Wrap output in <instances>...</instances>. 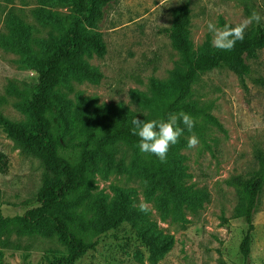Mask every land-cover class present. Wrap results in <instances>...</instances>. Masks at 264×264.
Returning a JSON list of instances; mask_svg holds the SVG:
<instances>
[{
  "label": "rangeland",
  "instance_id": "1",
  "mask_svg": "<svg viewBox=\"0 0 264 264\" xmlns=\"http://www.w3.org/2000/svg\"><path fill=\"white\" fill-rule=\"evenodd\" d=\"M183 5L189 8L188 37L194 52L215 49L207 31L209 21L222 27L223 22H241L253 10L264 16V0H111L102 5V16L94 26L86 27L101 33L106 54L103 58L93 53L83 56L101 77L98 81L72 77L58 84L61 100L43 113L62 146V157L78 162L83 149L95 148V138L128 126L135 117L162 118L160 104L174 96L173 71L180 62L164 31L171 25L173 9ZM40 6V0H0V32L5 31L8 13L15 12L44 36L45 29L30 14ZM42 7L58 14L71 10L61 0H48ZM258 25L264 28V19ZM248 63L252 73L246 79L247 91L225 68L197 77L186 103L215 117L221 128L195 117L193 132L199 144L189 149L192 133L185 131L170 147L166 162L182 192L179 199L145 177L144 157L131 166L133 149L115 148L110 167L103 154L95 157L97 170L85 202L86 221L95 220L97 204L110 206L120 192L133 210L141 211L144 204L148 211L145 222L124 221L91 237L94 249L75 264H264V187L246 262L238 252L245 227L234 214L238 200L234 181L256 171L254 155L264 152V49ZM33 66L17 52L0 47V115L11 121L30 120L22 105L36 83ZM0 151L9 159L8 171L0 175V216L4 219L0 223V264H50L66 254L65 248L55 238L19 235L9 222L39 206L35 196L43 167L1 129Z\"/></svg>",
  "mask_w": 264,
  "mask_h": 264
},
{
  "label": "trees",
  "instance_id": "2",
  "mask_svg": "<svg viewBox=\"0 0 264 264\" xmlns=\"http://www.w3.org/2000/svg\"><path fill=\"white\" fill-rule=\"evenodd\" d=\"M61 1L71 5L68 14L43 8L48 0H40L41 6L30 11L38 25L45 29L44 36L15 12H9L5 18V31L0 32V47L17 52L26 62L35 64L36 83L22 105L30 120L20 123L0 115V129L22 152L39 159L43 167L41 185L35 196L39 206L10 219L13 230L19 235L55 238L65 248L66 254L54 258L50 264H75L94 249L95 242L89 240L91 237L106 233L124 221L145 222V212L133 210L123 192L110 206L98 202L95 220L86 221L84 208L93 188L96 156L103 154L106 165L110 167L115 148L120 145L131 148L134 152L131 166L138 165V160L144 157L145 177L153 185H163L175 199H179L182 192L175 184L174 174L167 162L161 163L155 155L139 151L138 137L131 133L132 123L95 138V148L83 149L78 162L59 154L62 146L51 132L43 113L61 100L56 91L58 84L66 83L72 77L96 81L101 77L84 62L83 56L93 53L103 58L106 47L101 33L91 32L86 25L94 26L102 16L101 6L111 0ZM189 21L188 6L177 7L172 11L170 27L164 31L180 55V62L173 71L174 96L160 104L161 116L166 119L169 113L184 111L221 128L215 117L186 103L192 95V87L201 73L225 68L240 80L247 91L246 79L252 73L248 60L255 59L258 52L264 49V28L258 24L247 28L244 40L238 41L231 51L212 49L194 52L188 37ZM225 24L229 23L223 22L222 27ZM254 160L257 170L246 179L234 181L238 194L234 214L245 227L238 252L245 262L250 256L254 215L264 187V152L257 151ZM8 168L9 159L0 151V175L5 174ZM3 222L0 216V223ZM142 235L147 237L143 232Z\"/></svg>",
  "mask_w": 264,
  "mask_h": 264
},
{
  "label": "clouds",
  "instance_id": "3",
  "mask_svg": "<svg viewBox=\"0 0 264 264\" xmlns=\"http://www.w3.org/2000/svg\"><path fill=\"white\" fill-rule=\"evenodd\" d=\"M262 19L264 16L259 11L253 10L248 17L236 24L219 27L209 21L207 31L212 35V46L226 52L233 50L238 41L244 40L249 25L259 24ZM131 123V133L138 137L139 151L155 155L161 163L167 161L170 147L179 142L185 131L192 133L187 143L189 149L199 144V139L193 132L197 123L196 118L184 111L169 113L166 119L140 120L135 117ZM140 210L148 211L144 204L140 205Z\"/></svg>",
  "mask_w": 264,
  "mask_h": 264
}]
</instances>
